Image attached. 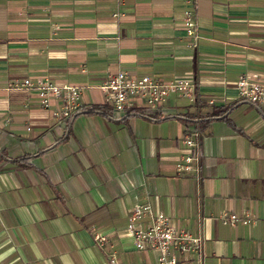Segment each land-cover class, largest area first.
Returning a JSON list of instances; mask_svg holds the SVG:
<instances>
[{
    "label": "crops",
    "instance_id": "1",
    "mask_svg": "<svg viewBox=\"0 0 264 264\" xmlns=\"http://www.w3.org/2000/svg\"><path fill=\"white\" fill-rule=\"evenodd\" d=\"M118 71L192 78L196 100L126 115L100 87ZM246 72L264 77V0H0V264H158L127 230L140 203L203 236L205 264H264V110L239 96ZM15 78L77 85L82 109L55 120L57 102L10 89ZM211 108L226 112L201 127L182 117ZM195 133L200 173H179Z\"/></svg>",
    "mask_w": 264,
    "mask_h": 264
},
{
    "label": "built area",
    "instance_id": "2",
    "mask_svg": "<svg viewBox=\"0 0 264 264\" xmlns=\"http://www.w3.org/2000/svg\"><path fill=\"white\" fill-rule=\"evenodd\" d=\"M184 26L188 35L193 38L192 44L196 46L200 32L193 9L185 11ZM8 86L10 89L34 91L40 105L45 108H51L56 101L57 107L53 111L55 120L68 119L82 107V90L74 84L62 85L49 78H15L9 80ZM100 87L110 94L118 112H126L139 104L156 110L161 108L172 94L195 101L197 90L195 80L189 77L164 81L149 75L134 76L127 71L109 74ZM237 87L242 100L264 110V77L260 72L240 74ZM183 144L186 151L176 164L177 171L198 175L201 170L198 133L186 134ZM222 221L235 225L238 222L248 224L252 219L240 217L236 213H225ZM127 230L138 250L158 252V264H182L178 253L193 254L191 264H205L204 237L186 228L175 227L167 214L160 210L155 211L149 203H140L133 207L128 217ZM95 240L100 246L108 242V238L99 233L95 234ZM109 259L112 264H120L115 253L109 255Z\"/></svg>",
    "mask_w": 264,
    "mask_h": 264
},
{
    "label": "trees",
    "instance_id": "3",
    "mask_svg": "<svg viewBox=\"0 0 264 264\" xmlns=\"http://www.w3.org/2000/svg\"><path fill=\"white\" fill-rule=\"evenodd\" d=\"M81 109L82 107L77 112L79 113ZM87 111L92 112L93 110L87 109ZM129 112H132V110L128 109L125 112L126 115H128ZM225 112H226L225 110H220L219 108H211L207 112H202V113H197V114L187 113L185 115H182V117L186 119L188 123L192 121H197L199 123V126L201 127V125L203 126L204 124H206L207 122L211 120L222 117ZM74 116L75 114L68 119L72 120ZM150 117L153 119H162L164 117L162 109L161 108L156 109L154 112L151 113Z\"/></svg>",
    "mask_w": 264,
    "mask_h": 264
}]
</instances>
